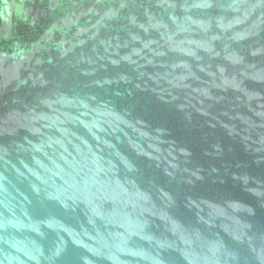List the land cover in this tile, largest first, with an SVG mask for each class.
Segmentation results:
<instances>
[{
    "label": "water",
    "instance_id": "95a60500",
    "mask_svg": "<svg viewBox=\"0 0 264 264\" xmlns=\"http://www.w3.org/2000/svg\"><path fill=\"white\" fill-rule=\"evenodd\" d=\"M0 264H264V0H0Z\"/></svg>",
    "mask_w": 264,
    "mask_h": 264
}]
</instances>
